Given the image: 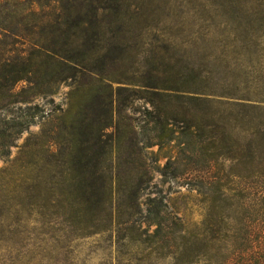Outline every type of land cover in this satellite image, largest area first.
<instances>
[{
    "label": "trees",
    "instance_id": "obj_1",
    "mask_svg": "<svg viewBox=\"0 0 264 264\" xmlns=\"http://www.w3.org/2000/svg\"><path fill=\"white\" fill-rule=\"evenodd\" d=\"M139 17L126 0H0V160L42 124L39 144L63 161L66 197L87 217L112 220L120 194L114 166L134 168L146 149L176 140L189 169L208 168L214 157L206 148L227 142L217 125L229 122L247 136L232 142L230 160L257 180L248 188L264 190V25L257 13L245 24L189 30L197 43L188 49L157 38L132 55L126 28ZM19 83L25 86L17 90ZM61 85L70 89L65 108L32 112L38 108L30 103ZM140 102L154 134L141 149L128 115ZM243 198L212 208L193 229L160 210L136 222L154 228L153 242L168 247L172 264H264V192ZM16 244L0 242V264H61L60 255Z\"/></svg>",
    "mask_w": 264,
    "mask_h": 264
},
{
    "label": "rangeland",
    "instance_id": "obj_2",
    "mask_svg": "<svg viewBox=\"0 0 264 264\" xmlns=\"http://www.w3.org/2000/svg\"><path fill=\"white\" fill-rule=\"evenodd\" d=\"M126 3L131 11L141 14L126 28L125 36L133 37L132 55H141L149 44L155 45L157 38L159 43L164 41L176 50L189 48L197 43L196 36L187 33L189 30L245 24L247 17L255 13L258 23L264 25V0ZM24 86L25 83H19L16 89ZM69 91L67 85H61L54 96L37 98L30 105H36L38 110L32 112L41 116L55 107L65 108ZM145 108L143 103H136L135 111L128 114L135 119L134 133L140 149L142 143H149L154 136L152 125L141 120ZM41 125L32 126L16 141L10 155L0 160V242L18 243L30 252L60 255L61 264H172L168 247L153 242L154 228L136 222L153 217L147 210H160L161 216L179 218L193 229L207 215L214 214L212 208L220 210L226 203L243 197L244 201L249 194L264 192L256 189L258 186L248 188L258 184L257 180L248 178L244 163L235 165L230 160L234 155L232 142L247 141V136L243 127L228 122L217 125L219 138H226L227 142L217 144L215 149L206 148L214 157L208 168L189 169L176 140L165 143L161 149H146L135 157L138 163L134 168L114 166L119 177L114 185L120 193L112 205L116 218L109 220L104 214L87 217L83 206L76 200L70 201L63 191L68 184L60 174L66 171L63 161L39 144ZM125 158L126 155L120 160ZM140 163L145 167H140ZM235 171H241L242 176H235ZM130 192L136 194L134 203L128 200Z\"/></svg>",
    "mask_w": 264,
    "mask_h": 264
}]
</instances>
